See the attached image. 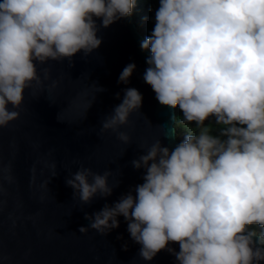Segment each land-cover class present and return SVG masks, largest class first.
Wrapping results in <instances>:
<instances>
[{"label":"clouds","instance_id":"clouds-1","mask_svg":"<svg viewBox=\"0 0 264 264\" xmlns=\"http://www.w3.org/2000/svg\"><path fill=\"white\" fill-rule=\"evenodd\" d=\"M139 0H0V128L20 116L26 90L50 79L48 61L86 57L101 44V27L130 19ZM152 11V9H149ZM97 20L100 21L97 24ZM154 27L140 42L149 51L143 74L159 104L179 107L200 129L172 149L161 140L131 161L143 183L85 219L80 233L101 235L127 222L130 238L150 261L161 250L177 264H261L264 261V0H158ZM136 68L127 64L118 83ZM53 80L50 87H55ZM101 121L123 144L119 130L139 111L142 94L124 90ZM117 98L120 94L116 93ZM91 107V105H89ZM214 119L213 135L203 127ZM170 134L175 140L176 115ZM110 170L80 166L66 184L84 204L108 197ZM258 226L257 228L252 227ZM178 243L179 251L169 247Z\"/></svg>","mask_w":264,"mask_h":264},{"label":"water","instance_id":"water-1","mask_svg":"<svg viewBox=\"0 0 264 264\" xmlns=\"http://www.w3.org/2000/svg\"><path fill=\"white\" fill-rule=\"evenodd\" d=\"M97 35L100 46L86 57L75 54L72 66L67 60L37 65L50 68V79L43 88L26 90L19 118L0 128V264H177L167 249L150 261L142 259L123 216L106 235L78 230L89 224L85 213L111 206L129 190L135 195L145 170L131 161L151 143L160 139L172 149L180 142L165 138L175 109L159 104L143 80L150 53L140 48L144 37L133 17L101 27ZM129 63L136 68L128 83H118ZM128 87L143 99L130 124L119 129L131 137L125 145L111 130H99ZM81 165L101 174L110 170L109 184H118L112 194L97 195L90 204L73 196L66 179ZM169 247L179 251L178 243Z\"/></svg>","mask_w":264,"mask_h":264},{"label":"trees","instance_id":"trees-1","mask_svg":"<svg viewBox=\"0 0 264 264\" xmlns=\"http://www.w3.org/2000/svg\"><path fill=\"white\" fill-rule=\"evenodd\" d=\"M139 1H142V3L140 5H143L144 8L143 9L141 7L134 8L132 17H133V22L136 26V29L145 38V36L150 34V27H148L146 25V23L144 21H142L141 17H146L148 15V21L150 23V26L153 25V27H154V23H155L154 12L158 8V0H139ZM149 9H152V11H149ZM175 115H176L175 126L177 128V135H178L177 139L178 140L181 141L183 139L184 133H186V131L192 132V133H197L200 130L195 125V122L188 123V122L183 120L182 113L180 112L178 106L175 109ZM203 127L211 129L212 134L217 135L219 128L222 126L216 125L214 122V119L210 118L209 120L205 121V124ZM254 226L255 225H253L252 227H254ZM255 227H257V226H255Z\"/></svg>","mask_w":264,"mask_h":264},{"label":"rangeland","instance_id":"rangeland-1","mask_svg":"<svg viewBox=\"0 0 264 264\" xmlns=\"http://www.w3.org/2000/svg\"><path fill=\"white\" fill-rule=\"evenodd\" d=\"M141 3H142V1H139L135 8H137V7H141V8L143 9L144 7H143V5H140ZM141 19H142V21H144V22L146 23V25H147L148 27H150V32H151V30H152V28H153V25L150 26V23H149V21H148V15H147L146 17H141ZM143 26H144V25H143ZM142 33H143V32H142ZM148 35H149V34H148ZM186 133H188V132L186 131ZM186 133H184V135H185ZM182 135H183V134H182ZM254 227H255V226H254ZM255 228H257V230H259L258 226L255 227Z\"/></svg>","mask_w":264,"mask_h":264}]
</instances>
